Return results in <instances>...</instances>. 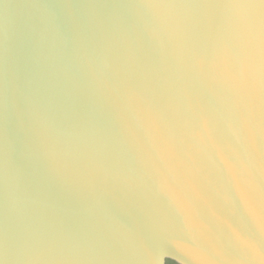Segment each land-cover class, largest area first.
Masks as SVG:
<instances>
[{
  "label": "water",
  "instance_id": "water-1",
  "mask_svg": "<svg viewBox=\"0 0 264 264\" xmlns=\"http://www.w3.org/2000/svg\"><path fill=\"white\" fill-rule=\"evenodd\" d=\"M264 264L261 0H0V264Z\"/></svg>",
  "mask_w": 264,
  "mask_h": 264
},
{
  "label": "trees",
  "instance_id": "trees-1",
  "mask_svg": "<svg viewBox=\"0 0 264 264\" xmlns=\"http://www.w3.org/2000/svg\"><path fill=\"white\" fill-rule=\"evenodd\" d=\"M165 264H177V263H175L174 261H171V260H166Z\"/></svg>",
  "mask_w": 264,
  "mask_h": 264
},
{
  "label": "snow or ice",
  "instance_id": "snow-or-ice-1",
  "mask_svg": "<svg viewBox=\"0 0 264 264\" xmlns=\"http://www.w3.org/2000/svg\"><path fill=\"white\" fill-rule=\"evenodd\" d=\"M261 3L264 4V0H261Z\"/></svg>",
  "mask_w": 264,
  "mask_h": 264
}]
</instances>
